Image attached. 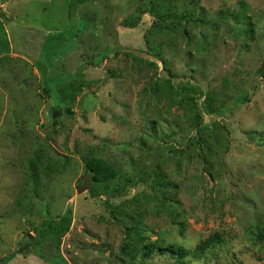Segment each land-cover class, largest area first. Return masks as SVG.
Segmentation results:
<instances>
[{
    "label": "rangeland",
    "instance_id": "rangeland-1",
    "mask_svg": "<svg viewBox=\"0 0 264 264\" xmlns=\"http://www.w3.org/2000/svg\"><path fill=\"white\" fill-rule=\"evenodd\" d=\"M149 1L0 0V264H141L132 225L191 251L224 239L186 264H264V0H198L206 24L171 33L186 35L176 44L148 35ZM147 39L167 65L97 62L115 46L155 61ZM91 157L119 178L78 192ZM68 212L60 242L41 238ZM159 257L145 264H174Z\"/></svg>",
    "mask_w": 264,
    "mask_h": 264
},
{
    "label": "trees",
    "instance_id": "trees-1",
    "mask_svg": "<svg viewBox=\"0 0 264 264\" xmlns=\"http://www.w3.org/2000/svg\"><path fill=\"white\" fill-rule=\"evenodd\" d=\"M79 2H85L89 0H78ZM92 1V0H90ZM81 3V2H80ZM147 10H141L139 9V14L137 15L138 18H140L145 13H150L151 16L154 18L153 24L151 28L148 31V35H157L160 37H167L169 40H171L173 43L176 44L179 38H184L186 35H176L175 38H171V33H176L180 29H182L185 33H187V27L191 24H194L195 22L205 25L206 22L203 20L202 14H197V10H203L200 5L199 1H193L190 0L188 3L186 0H150L148 2ZM200 13V12H199ZM197 15V16H196ZM109 23L106 27L108 30H110L111 22L109 19H106ZM133 24H130L127 27H134ZM248 34H253V29L248 30ZM155 43V42H154ZM157 43V42H156ZM147 44L149 45V52H147L148 55H153L155 61H151L150 59H145L144 57L135 54L134 52L127 50L121 46H115L110 47L106 49V51L103 54H100L101 57L97 59V62H100L102 59H104L105 55L110 53H123L128 58H134L138 59L140 61H147L150 63V65L153 66L154 69H159L158 62L161 61L162 64H168L164 59L160 52V47L162 46V42H159L160 47H156L155 45L150 42V40L147 39ZM168 44V43H167ZM180 44V43H179ZM170 45V43L168 44ZM159 46V45H158ZM40 72L42 73V76L44 77L46 88L45 91H50L49 86L53 83V78H48L47 76V68L45 66L40 65ZM164 70L169 69L165 68ZM70 78H67L66 80H69ZM170 84V82H169ZM189 88H184L185 92L191 91L188 90ZM195 92V91H191ZM193 109L196 110L195 116L198 117L199 120L202 119L201 114L199 113L200 108L197 106V104L192 105ZM206 110L209 112L213 111L210 105L206 104ZM61 111L64 113V109H60L58 107L54 108L52 110V114L55 115L56 112ZM155 124V123H154ZM174 132L168 133L166 136L169 138L171 134ZM159 137L154 136L155 140H158ZM190 141V147L193 146V149H198L199 153L200 150H204L205 146L207 145V142L205 140L204 134L201 132L200 129H197V134L193 136V138ZM205 145V146H204ZM204 146V147H203ZM86 169L92 174L91 175V184L94 185L92 191H96L100 188H104L105 190L108 189V187L111 186V184L115 183L117 179L119 178L118 170L117 168L108 163L107 161L103 159H99L96 157H91L86 160ZM158 180V179H156ZM165 187L168 190H172L176 188V185L171 182H165ZM102 193H105V191H102ZM106 195V194H105ZM165 198L162 199V205H166L167 203ZM73 225V216L71 212L65 213L64 215H61L59 217L53 218V217H47L42 224V231L40 232L41 238H50V240H57L60 242L63 237H65L72 228ZM139 225V223H137ZM186 224L181 223L182 230L181 232L184 233V228ZM128 231H131L134 235L132 237L138 245L135 247V252L137 253V258L140 255L141 259L138 263L145 264L146 262H149L150 260L155 259L156 255H159V259L168 258L170 261H173L174 264H186L189 260L188 257L190 254H194L198 257L202 256L207 252L208 250L212 248H216L217 246H222L224 244V239L219 235H214L208 240H205L201 242L195 250L191 251L189 249L184 248L181 245H170L169 247L165 246L166 243L162 242L161 240H155L152 241L150 237L146 236V228L139 227L136 225H132L131 227H128ZM260 240L264 242V235L263 233L260 234ZM165 238H163L164 241ZM131 242H128L125 244L124 247L120 250L121 256L128 257L132 255V247ZM23 251L22 248H19L18 252ZM123 261H125V258H123Z\"/></svg>",
    "mask_w": 264,
    "mask_h": 264
},
{
    "label": "water",
    "instance_id": "water-1",
    "mask_svg": "<svg viewBox=\"0 0 264 264\" xmlns=\"http://www.w3.org/2000/svg\"><path fill=\"white\" fill-rule=\"evenodd\" d=\"M76 188H77L78 192L90 190L92 188L91 175L89 173H86L82 177V179L79 182H77Z\"/></svg>",
    "mask_w": 264,
    "mask_h": 264
},
{
    "label": "crops",
    "instance_id": "crops-1",
    "mask_svg": "<svg viewBox=\"0 0 264 264\" xmlns=\"http://www.w3.org/2000/svg\"><path fill=\"white\" fill-rule=\"evenodd\" d=\"M13 50L12 45L10 46V52ZM13 52V51H12Z\"/></svg>",
    "mask_w": 264,
    "mask_h": 264
}]
</instances>
